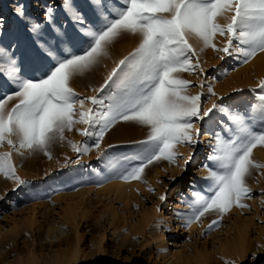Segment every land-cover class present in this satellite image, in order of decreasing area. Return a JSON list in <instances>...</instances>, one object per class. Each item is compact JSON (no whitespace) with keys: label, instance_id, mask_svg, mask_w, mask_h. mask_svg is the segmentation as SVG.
Returning <instances> with one entry per match:
<instances>
[{"label":"rangeland","instance_id":"obj_1","mask_svg":"<svg viewBox=\"0 0 264 264\" xmlns=\"http://www.w3.org/2000/svg\"><path fill=\"white\" fill-rule=\"evenodd\" d=\"M120 2L112 0L116 5ZM74 4L93 19L87 0H74ZM19 5L27 17L40 23L46 10L53 8L55 23L72 41L73 50L79 53L85 47L62 0H0V48L14 54L25 78H41L55 62L34 43L26 21L15 13ZM233 14L225 12L218 23L226 26ZM43 32L46 38L53 35L48 25ZM126 34L129 38L121 45L129 47L132 37L141 41L139 34ZM188 39L196 53L192 63L198 59L199 64L195 71H182L179 76L191 82L188 95L202 93V111L222 104L232 112L246 114L251 105L259 103L264 61L259 69L254 62L264 51L242 63L212 47L204 48L195 36ZM213 42L223 48L227 37L216 34ZM138 46L132 42L120 60ZM0 63L5 64L0 68L2 99L17 89L7 77L6 61ZM89 73L91 70L73 78L71 87L81 98L98 95L93 88L99 89L110 72L103 73L97 88L76 83ZM4 102L10 110L18 100ZM91 107L86 102L85 109ZM76 109L80 110L78 104ZM192 124V142L175 146L174 162L157 160L147 166L142 179L131 181L108 177L115 176L110 161L131 156L133 145L147 136L148 129L135 122H117L105 133L99 149L91 147L94 137L78 131L88 127L82 123L66 130L63 140L51 144L50 155L41 150H13L6 142L0 145V153H11L15 175L26 182L20 184L0 173V264H172L174 259L175 264H264V167L253 168L246 178L251 193L242 202L248 207L233 206L213 230L208 231V226L218 218L215 212L187 226L177 216V212L189 211L182 201H191L193 191H207L209 182L204 178L208 169L204 165H211L208 157L215 144L214 134H232L227 111L214 110L211 117L203 119L194 117ZM82 142L90 146L84 154L72 147ZM102 153H107V158ZM251 158L264 165V146L255 147ZM71 200L81 203L80 209L65 213ZM31 208L34 218L30 220ZM57 228L60 235L53 240L50 235ZM47 234L50 238L45 239ZM239 239L242 251L232 258L231 247Z\"/></svg>","mask_w":264,"mask_h":264},{"label":"snow or ice","instance_id":"obj_2","mask_svg":"<svg viewBox=\"0 0 264 264\" xmlns=\"http://www.w3.org/2000/svg\"><path fill=\"white\" fill-rule=\"evenodd\" d=\"M93 19L79 10L74 0H62L63 9L84 40L85 47L77 53L54 19L49 7L44 22L27 17L23 5L15 13L28 25L34 43L55 63L41 78H25L14 54L0 48V60L6 61L7 77L16 91L0 99V145L7 143L13 150L48 149L64 132L77 123L88 127L78 129L81 135L94 137L91 147L99 149L105 133L119 121L135 122L148 129L144 140L136 142L131 156L110 161L115 176L125 181L142 179L148 165L166 159L174 162L175 146L192 142V118L211 117L214 110L228 112L232 134L215 133V144L205 164L208 175L206 192L193 191L188 212H177L185 226L200 221L205 214L215 212L208 231L219 226L223 214L233 206L248 207L242 201L250 198L246 178L256 163L251 154L258 145L264 146V81H261L259 103L247 113L232 112L224 105L214 104L202 111L199 95H188L191 82L180 78L182 71H195V49L189 37L195 36L204 48L212 47L247 63L259 51H264V0H87ZM233 12L226 26L218 17ZM45 25L52 29L46 38ZM125 33L139 34V46L120 60L97 91L98 95L81 98L71 87L74 77L82 75L108 56V48ZM216 34L227 37V44L217 48ZM203 50V49H201ZM224 59V56H221ZM5 64L0 63V68ZM208 91L214 95L209 86ZM255 91V90H253ZM16 98L10 110L4 101ZM86 102L93 107L85 109ZM80 106L77 112L76 105ZM78 116V119H77ZM17 139L14 141L12 137ZM72 147L80 154L90 146L82 142ZM22 154V153H21ZM50 155V154H49ZM107 158V153H102ZM0 173L15 175L11 153H0ZM154 191V190H153ZM161 199H165L164 196Z\"/></svg>","mask_w":264,"mask_h":264},{"label":"bare ground","instance_id":"obj_3","mask_svg":"<svg viewBox=\"0 0 264 264\" xmlns=\"http://www.w3.org/2000/svg\"><path fill=\"white\" fill-rule=\"evenodd\" d=\"M141 37V36H140ZM139 37V38H140ZM128 36L127 34H123L122 36H120L113 44H111L108 48V56L102 58V60L100 61L99 64H97L96 66H94L92 69H91V72L92 74H85L83 77H82V80L81 82L80 81H76V83H79L80 86H87V85H91V86H95L96 88L99 85V83L102 81L100 78L103 76V73L105 74V72L108 74L109 72H111L115 66V64L117 65V62L120 61V57L122 58V56L127 53V51H129V49L131 48V44L132 42H134L136 44L139 45V39L137 41L136 40H133V37H132V40H131V44H129L130 46H126V45H121V43H126V41L128 40ZM136 38V37H135ZM264 61V54L260 55L256 60H255V64H254V67L259 69L260 66H261V63ZM116 67V66H115ZM105 74V75H107ZM92 80V81H90ZM74 85L75 82L74 80L71 81V85ZM101 84V83H100ZM95 89V88H93ZM97 93V92H95ZM110 139V138H109ZM117 190H120L121 189V185H118L116 187ZM81 203H82V200L78 199ZM71 202V204H67L65 207H66V210H65V213H70L72 214V212H75L77 209H80V204L81 203H78V201H75L73 202V200L69 201ZM154 213L152 212V215ZM29 218L30 220L32 219V217L34 218V208H31L30 211H29ZM61 222H65V220H60V223ZM147 221H145L146 223ZM58 235H60V230L57 228L55 229L54 233L52 235H50V237H52L53 240H57L58 239ZM48 237V234L45 235V239H48L50 238ZM242 242H240V239L239 241H236L234 243V245H232L231 247V250H230V254L232 258H235L239 255V253L242 251ZM172 264H175L176 263V259L172 260L171 261Z\"/></svg>","mask_w":264,"mask_h":264}]
</instances>
